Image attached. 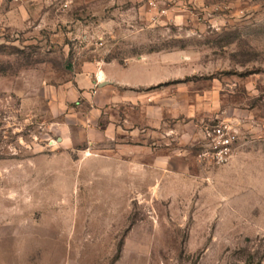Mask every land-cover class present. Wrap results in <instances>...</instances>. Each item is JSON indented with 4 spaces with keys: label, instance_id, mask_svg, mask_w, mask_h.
<instances>
[{
    "label": "rangeland",
    "instance_id": "1",
    "mask_svg": "<svg viewBox=\"0 0 264 264\" xmlns=\"http://www.w3.org/2000/svg\"><path fill=\"white\" fill-rule=\"evenodd\" d=\"M12 1L0 9V264H264V0H39L27 18ZM108 62L130 78L111 102L61 90ZM92 111L115 139L90 144L72 123L75 143L59 140L56 122ZM222 122L239 131L233 155L202 165L203 129ZM136 126L152 150L179 153L178 174L136 167L151 161Z\"/></svg>",
    "mask_w": 264,
    "mask_h": 264
},
{
    "label": "crops",
    "instance_id": "2",
    "mask_svg": "<svg viewBox=\"0 0 264 264\" xmlns=\"http://www.w3.org/2000/svg\"><path fill=\"white\" fill-rule=\"evenodd\" d=\"M28 1L37 3L39 0H13L11 3L12 10L10 11V15L12 17V14L16 10H20V13L25 18L29 15V9H28ZM3 7V0H0V9ZM15 9V10H14ZM2 13V12H1ZM14 27H17L18 25H12ZM91 26V25H86ZM20 28V27H19ZM121 67L116 64V62H108L103 68H101L99 71L97 70V67L92 64H88L83 66L80 70H78L75 73L74 82L66 84L65 86L61 87L62 91H65V89L68 90L69 94H80L83 96V98H96V100H100V105H104L106 103L111 102L114 100V96L116 94V88L117 85L114 84H123L126 83L130 78L122 77L119 75V70ZM134 73H136V63L132 65V68ZM130 69L128 68L127 71ZM135 70V71H134ZM100 72L103 73V78H100ZM133 73V74H134ZM106 82V83H105ZM97 83V86H95ZM63 98V97H62ZM61 98V100H63ZM152 110V109H150ZM60 112V110L58 111ZM152 111H149V115ZM56 114H59L56 112ZM95 111H92V113L88 114H82L75 113L69 116L68 120L66 122H56L59 130L62 132L63 137L59 138V140H62V142L66 146L73 145L75 143V138L73 134V126L72 123H75V126H79L84 131L85 137L88 139L90 144H96L98 140H113L116 138V130L115 127L111 124H107L103 130H99L97 126V119L95 117ZM152 117V115H151ZM153 119H155L153 117ZM147 128H140L139 126H136V154L139 155L140 152H142L144 149H148L149 152V159L151 161H143V160H136V167L140 168H146L150 173H160L163 172L164 174H178V170H174V160L173 158H178L179 153H175L173 151V148L171 146L169 148H165L163 151L159 150H152L149 147L150 136L148 129V133H144ZM169 130V129H168ZM167 128L164 129L165 132L168 131ZM155 131V130H154ZM146 134V135H145ZM167 139H165L166 141ZM145 144L148 146H145L144 149L142 144ZM170 141L168 144H171ZM166 146V145H165ZM178 154V155H175ZM151 169V170H150ZM158 169V170H156ZM162 170V171H161Z\"/></svg>",
    "mask_w": 264,
    "mask_h": 264
},
{
    "label": "built area",
    "instance_id": "3",
    "mask_svg": "<svg viewBox=\"0 0 264 264\" xmlns=\"http://www.w3.org/2000/svg\"><path fill=\"white\" fill-rule=\"evenodd\" d=\"M205 143L197 160L202 165L221 166L228 163L239 141V131L230 123L208 124L203 129Z\"/></svg>",
    "mask_w": 264,
    "mask_h": 264
},
{
    "label": "bare ground",
    "instance_id": "4",
    "mask_svg": "<svg viewBox=\"0 0 264 264\" xmlns=\"http://www.w3.org/2000/svg\"><path fill=\"white\" fill-rule=\"evenodd\" d=\"M100 78H103V73L102 72H100Z\"/></svg>",
    "mask_w": 264,
    "mask_h": 264
}]
</instances>
